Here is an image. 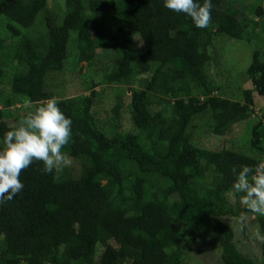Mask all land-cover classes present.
<instances>
[{
	"label": "trees",
	"instance_id": "obj_1",
	"mask_svg": "<svg viewBox=\"0 0 264 264\" xmlns=\"http://www.w3.org/2000/svg\"><path fill=\"white\" fill-rule=\"evenodd\" d=\"M48 1L0 0V85L11 70L0 106L16 97L30 105L14 121L0 108V146L29 111L54 99L73 121L62 151L81 166L58 180L42 162L22 171L23 190L0 205V264H188L190 243L219 235V264H264V243L257 240L254 259L222 218L252 214L226 196L232 168L264 162V106L255 108L264 101V0H211L204 29L163 0ZM244 45L247 66L233 73L230 46ZM99 54L110 59L99 81L113 88L110 105L98 102L96 82L88 94H56L54 74ZM249 116L239 147L193 140L197 119L224 136ZM254 220L264 235V216Z\"/></svg>",
	"mask_w": 264,
	"mask_h": 264
},
{
	"label": "clouds",
	"instance_id": "obj_2",
	"mask_svg": "<svg viewBox=\"0 0 264 264\" xmlns=\"http://www.w3.org/2000/svg\"><path fill=\"white\" fill-rule=\"evenodd\" d=\"M163 6L188 15L197 28H207L211 23V0H203L202 4L196 0H163ZM72 124V119L65 116L57 102L49 99L41 101L13 130L5 133L0 146V205L23 190L19 177L34 161L43 163V172L55 173L54 180L72 166V156L62 151L72 138ZM232 172L235 180L226 194L229 200L236 202L238 198L253 217L264 216V162L255 169L247 165L239 170L233 167ZM252 236L264 243V235L258 229Z\"/></svg>",
	"mask_w": 264,
	"mask_h": 264
},
{
	"label": "rangeland",
	"instance_id": "obj_3",
	"mask_svg": "<svg viewBox=\"0 0 264 264\" xmlns=\"http://www.w3.org/2000/svg\"><path fill=\"white\" fill-rule=\"evenodd\" d=\"M229 1L232 2V0H229ZM48 2L50 4L49 6L52 7L53 0H49ZM3 33L5 34L4 28L0 27V38L1 39L4 38ZM230 48L231 50H236V51L231 52L230 56L232 58V62L230 61V65L228 66L231 68L233 73L236 70L245 69L247 66V63H245L244 60H241V58L242 56L244 58L248 57L249 48L248 47L245 48V45L241 46L240 48L236 46H230ZM70 55L72 57L75 56L74 50L70 51ZM71 56L70 58H72ZM109 62H110V59L108 58V55L99 54L95 63L92 62L91 64H87L86 62H82L76 68H71L70 66L72 65L71 63L70 65H68L66 70H64L63 72L56 73L53 76L52 86L56 94L62 97L74 96V95H79L82 93L88 94V92L91 91L92 83L96 82L97 83L96 89L99 95V97H97L98 102H100V104L110 105V103H112L111 101L112 97H115L113 95L114 93L113 88H111V86L107 85L106 83L99 82L102 79L101 69L106 67ZM10 76H11V70L9 68L7 72V78L0 85V93H2L4 96H7V97L11 95V90H10L9 81H8ZM217 80H219L224 86L225 75L224 77H222V79L217 78ZM226 82H227V79H226ZM247 84L248 82L246 83V85ZM113 85L116 86L119 84L112 83V86ZM120 90H122L124 94L123 96L125 98V102L127 103L130 99L127 88L121 87ZM15 100H16L15 104L10 107L0 106V108H5L7 111L11 112L12 117L10 118V120L12 121L15 120L16 115L22 116L24 112L28 110L30 107L29 103L22 101V98L20 97H16ZM263 106H264V101L262 99H258L255 104V108L256 110H258L257 111L258 113H261ZM123 113L125 115L128 114L126 107L123 110ZM255 118L256 117H252V116L245 117L243 120L233 125L230 131L224 136H217V135L208 133L207 127L205 125V119L204 118L197 119L194 122L195 123L194 124L195 133L193 136V140L198 146L206 147V148H217V147L225 146L227 144H231L233 146L239 147L250 136L249 129H250V126L253 124ZM123 122L126 128H128L129 123L127 121H123ZM14 125H16V123ZM63 152L67 154V152L65 151ZM71 158H72L73 164L68 169L74 174H78L80 164L78 163L76 159H74L73 157ZM237 202L238 200H236V202H233V203L231 202L233 208L237 207L235 205L237 204ZM222 218L227 224L231 225L234 228L235 234H236L235 240H236L238 247L244 253L253 256L254 259L260 260L261 248H260L259 242L256 239H254L252 236L253 232L257 230V227L255 226L257 224L254 220L255 217H253V214L246 213L245 211H243L241 215L238 217L227 215V216H222ZM222 241H223V237L219 235V238L215 236L212 240L210 241L208 240L206 243L202 242L199 245L196 244L195 242L190 243L191 246H189L190 248L189 250L191 251V254L189 255L188 264H219L218 263L219 256L221 255V252H222ZM204 259H207V261H204ZM220 264H223V263L220 261Z\"/></svg>",
	"mask_w": 264,
	"mask_h": 264
}]
</instances>
